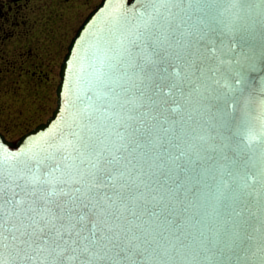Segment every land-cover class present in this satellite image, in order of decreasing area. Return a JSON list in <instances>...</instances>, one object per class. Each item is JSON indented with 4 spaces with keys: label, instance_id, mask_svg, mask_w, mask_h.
Wrapping results in <instances>:
<instances>
[{
    "label": "snow or ice",
    "instance_id": "6c2138e0",
    "mask_svg": "<svg viewBox=\"0 0 264 264\" xmlns=\"http://www.w3.org/2000/svg\"><path fill=\"white\" fill-rule=\"evenodd\" d=\"M226 3L230 20L210 16L201 0H104L99 8L107 4L109 17L138 24L118 41L119 55L109 56L110 48L99 61L88 88L96 102L78 108L63 142L0 171V264H153L178 254L185 242L180 210L198 195V174L216 154L229 157L223 143L179 134L165 113L182 109L193 78L209 76L217 87L206 104L223 113L231 98L220 89L231 90L238 77L212 74L226 57L235 64L250 58L249 33H260L264 50V0L247 5V19L244 0ZM161 95L177 107L165 101L161 108ZM6 152L0 144V155ZM231 163L221 165L215 223L200 233L199 252L210 264H264V216L250 199L264 206V167L241 177Z\"/></svg>",
    "mask_w": 264,
    "mask_h": 264
},
{
    "label": "water",
    "instance_id": "95a60500",
    "mask_svg": "<svg viewBox=\"0 0 264 264\" xmlns=\"http://www.w3.org/2000/svg\"><path fill=\"white\" fill-rule=\"evenodd\" d=\"M210 16L220 15L225 20H230V7L226 0H201ZM104 3L102 0L96 8L84 20L76 35L73 37L60 68V82L57 86V106L53 114L46 122L22 135L17 141L7 139L0 131V144L7 152L0 155V171L7 174L16 164L28 160V157L37 153L52 150V145L63 142V138L74 130L77 120L78 108L86 107L94 103V93L88 92L89 86L94 85L95 76L99 67V61L104 59L105 52L109 56L120 54L118 41L131 36L138 21L131 16L121 18L119 21L109 17L108 5L99 8ZM260 0H244L241 5L240 15L247 19L248 4H259ZM99 8V11L97 9ZM260 9L254 10V15L260 13ZM255 45L253 52H248L250 58H241L240 64L231 62L230 58L219 70L212 74L216 80L224 79L226 73L231 77H238L232 81L231 90L220 89L225 98H231V102L223 113H218L214 108L208 107L206 97L211 88L217 87L211 76L206 79L193 78V83L185 87L188 94L186 98H180L178 103L182 109L177 113H165L176 121L175 128L181 135L189 137H205L209 145H225L224 154L232 161L230 168L243 177L246 172L256 171L264 167V71L260 70L259 62L264 50L260 47V33L248 34ZM228 41L221 46L227 49ZM239 51V49H238ZM158 78L163 84L164 80ZM88 93L91 100L85 97ZM77 96L83 98L78 101ZM161 108L167 106L177 107L172 99L161 95L159 98ZM71 101V103H70ZM255 136L253 141L251 137ZM24 154V155H22ZM12 157H17L16 161ZM216 154V161L209 162L205 169L198 174L199 192L192 196V203L186 210H180L184 222L185 242L178 254L168 260L157 259L153 264H210L199 252L200 233L206 232L215 220L211 215L216 204L215 191L220 177L225 170L221 165L229 163ZM243 182V181H241ZM252 210L258 217L264 216V206L254 197ZM257 227L259 221L256 222ZM260 239V234L257 233Z\"/></svg>",
    "mask_w": 264,
    "mask_h": 264
},
{
    "label": "rangeland",
    "instance_id": "374dc122",
    "mask_svg": "<svg viewBox=\"0 0 264 264\" xmlns=\"http://www.w3.org/2000/svg\"><path fill=\"white\" fill-rule=\"evenodd\" d=\"M101 0H0V131L11 141L57 106L60 67Z\"/></svg>",
    "mask_w": 264,
    "mask_h": 264
},
{
    "label": "flooded vegetation",
    "instance_id": "af4514ba",
    "mask_svg": "<svg viewBox=\"0 0 264 264\" xmlns=\"http://www.w3.org/2000/svg\"><path fill=\"white\" fill-rule=\"evenodd\" d=\"M17 1H18V0H17ZM19 1H21V0H19ZM2 11H3V10L1 9V13H0V15H2Z\"/></svg>",
    "mask_w": 264,
    "mask_h": 264
}]
</instances>
